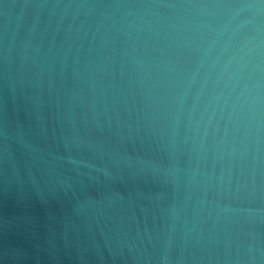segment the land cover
<instances>
[{
  "label": "clouds",
  "instance_id": "1",
  "mask_svg": "<svg viewBox=\"0 0 264 264\" xmlns=\"http://www.w3.org/2000/svg\"><path fill=\"white\" fill-rule=\"evenodd\" d=\"M16 7L40 21L17 46L35 81L69 84L59 134L29 133L41 162L65 170L58 191L105 190L88 215L111 222L120 252L137 207L129 186L164 183L157 239L180 255L157 260L141 239L137 264H264V0H0V16ZM13 46L5 27V63ZM101 122L115 139L95 134ZM6 126L0 116V139Z\"/></svg>",
  "mask_w": 264,
  "mask_h": 264
},
{
  "label": "water",
  "instance_id": "2",
  "mask_svg": "<svg viewBox=\"0 0 264 264\" xmlns=\"http://www.w3.org/2000/svg\"><path fill=\"white\" fill-rule=\"evenodd\" d=\"M39 23L32 10L21 7L0 16V34L6 27L7 38L14 45L6 63L0 56V116L7 121L6 136L0 139V264H137L134 257L141 239L143 248L157 260L167 255L178 258L174 244L157 239L158 232L169 229L168 221L161 219L163 211L172 205L168 185L129 186L137 207L135 219L128 220L133 231L120 252L106 235L111 222L88 215L90 199L105 190L86 189L68 195L58 191L67 174L41 162L37 141L29 133L42 126L49 144L53 135L59 134L57 117L64 115L63 96L69 84L61 80L51 90L46 84L40 86L31 65L17 51V46L29 39L30 29ZM82 111L76 108L77 117ZM100 128L103 131L96 135L116 138L115 130L109 131L103 122ZM158 159L164 167L173 163L168 154L159 153ZM120 189L129 190L124 184ZM137 222L141 229L147 224V236L143 232L137 236ZM172 264H176L175 259Z\"/></svg>",
  "mask_w": 264,
  "mask_h": 264
}]
</instances>
